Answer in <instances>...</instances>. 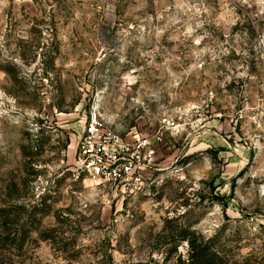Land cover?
I'll use <instances>...</instances> for the list:
<instances>
[{"label":"rangeland","instance_id":"1","mask_svg":"<svg viewBox=\"0 0 264 264\" xmlns=\"http://www.w3.org/2000/svg\"><path fill=\"white\" fill-rule=\"evenodd\" d=\"M263 136L264 0H0V264H264Z\"/></svg>","mask_w":264,"mask_h":264},{"label":"built area","instance_id":"2","mask_svg":"<svg viewBox=\"0 0 264 264\" xmlns=\"http://www.w3.org/2000/svg\"><path fill=\"white\" fill-rule=\"evenodd\" d=\"M121 147L117 137L99 133L97 123H86L77 140V167L94 182L123 185L125 163Z\"/></svg>","mask_w":264,"mask_h":264},{"label":"crops","instance_id":"3","mask_svg":"<svg viewBox=\"0 0 264 264\" xmlns=\"http://www.w3.org/2000/svg\"><path fill=\"white\" fill-rule=\"evenodd\" d=\"M259 143L257 144L258 149L262 148L264 149V142H263V138L260 139L258 141ZM262 151H259V153L256 155L255 157V165L256 167H254L255 169L257 168L258 170V176H253L257 181H255V184H258V188L257 185L254 186L255 189V193L256 191H258L259 193H264V154L262 155L261 153ZM246 166H244L245 168ZM243 168V169H244Z\"/></svg>","mask_w":264,"mask_h":264},{"label":"trees","instance_id":"4","mask_svg":"<svg viewBox=\"0 0 264 264\" xmlns=\"http://www.w3.org/2000/svg\"><path fill=\"white\" fill-rule=\"evenodd\" d=\"M218 256L216 253L210 255H191L187 264H211Z\"/></svg>","mask_w":264,"mask_h":264}]
</instances>
